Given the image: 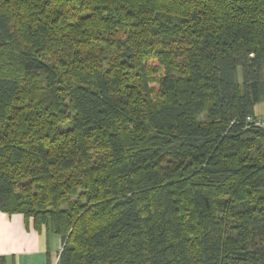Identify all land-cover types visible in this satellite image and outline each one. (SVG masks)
<instances>
[{
  "label": "trees",
  "instance_id": "1",
  "mask_svg": "<svg viewBox=\"0 0 264 264\" xmlns=\"http://www.w3.org/2000/svg\"><path fill=\"white\" fill-rule=\"evenodd\" d=\"M263 101L264 0H0V210L58 264H264Z\"/></svg>",
  "mask_w": 264,
  "mask_h": 264
},
{
  "label": "crops",
  "instance_id": "2",
  "mask_svg": "<svg viewBox=\"0 0 264 264\" xmlns=\"http://www.w3.org/2000/svg\"><path fill=\"white\" fill-rule=\"evenodd\" d=\"M256 115L264 118V101L256 104ZM63 248L61 235L45 225L36 229L22 213L0 210V256L15 264H58Z\"/></svg>",
  "mask_w": 264,
  "mask_h": 264
},
{
  "label": "built area",
  "instance_id": "3",
  "mask_svg": "<svg viewBox=\"0 0 264 264\" xmlns=\"http://www.w3.org/2000/svg\"><path fill=\"white\" fill-rule=\"evenodd\" d=\"M250 119V118H249ZM251 120V119H250ZM255 124L264 127V118H257Z\"/></svg>",
  "mask_w": 264,
  "mask_h": 264
}]
</instances>
